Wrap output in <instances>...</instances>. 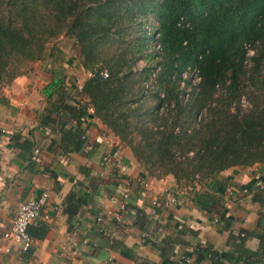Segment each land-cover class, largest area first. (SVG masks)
<instances>
[{
	"label": "trees",
	"instance_id": "obj_1",
	"mask_svg": "<svg viewBox=\"0 0 264 264\" xmlns=\"http://www.w3.org/2000/svg\"><path fill=\"white\" fill-rule=\"evenodd\" d=\"M59 38L72 42L75 62L89 75L82 84L66 74L67 60L54 45ZM38 62L51 73L43 97L57 98L41 125L58 129L62 153L87 147L82 125L90 116L149 176H172L191 202L231 229L224 196L238 189L218 177L264 165V0H0V90ZM190 72L195 86L183 77ZM68 120L74 126L65 129ZM258 190L257 230L229 234L222 255L205 250L211 263L222 264L220 256L262 262L264 190ZM83 204L71 193L63 212L73 217ZM27 231L34 240L47 234L44 226ZM249 236L258 239L257 251L244 246Z\"/></svg>",
	"mask_w": 264,
	"mask_h": 264
},
{
	"label": "crops",
	"instance_id": "obj_2",
	"mask_svg": "<svg viewBox=\"0 0 264 264\" xmlns=\"http://www.w3.org/2000/svg\"><path fill=\"white\" fill-rule=\"evenodd\" d=\"M66 74L78 84L89 76L74 61L68 63ZM50 81L49 65L38 62L0 90V264H184L185 257L191 259L188 264H213L205 250L222 255L229 251V234L257 230L260 204L254 195L261 193L256 179L264 183V165L233 168L218 177L248 191L242 203L224 199L226 216L233 222L230 232L215 214L191 202L172 176H149L130 149L90 116L85 129L87 148L62 153L58 129L41 125L45 109L57 99L45 100L42 95ZM65 124L68 129L74 121ZM26 142L32 147L26 149ZM104 156L112 158L111 164H101ZM124 190L129 191L127 208L115 223L106 214H118L115 201ZM167 191L177 194L178 204L152 217V201ZM42 193L47 198L30 226H44L47 234L43 240L33 239V246L23 252L19 244L2 235L20 205ZM71 193L85 204L69 218L63 207ZM100 217L105 218L103 224L97 222ZM143 233L146 242H141ZM244 246L257 251L259 241L249 236ZM220 257L222 264H235Z\"/></svg>",
	"mask_w": 264,
	"mask_h": 264
},
{
	"label": "built area",
	"instance_id": "obj_3",
	"mask_svg": "<svg viewBox=\"0 0 264 264\" xmlns=\"http://www.w3.org/2000/svg\"><path fill=\"white\" fill-rule=\"evenodd\" d=\"M253 52L251 50L247 51V56H252ZM106 76V74H104ZM81 88V86H78V90ZM241 103L244 104V106H248L245 99L242 98ZM88 121L86 120L82 128L85 130L87 128ZM86 130L84 135L82 136V140L86 141ZM2 145L0 143V149ZM87 148V147H86ZM35 154H38V150H34ZM112 162V158L109 156H104L101 159L102 165H109ZM143 187H146L147 185L145 183L142 184ZM256 187L259 189H263L264 183L260 178L256 179ZM247 195L246 189H228L225 192L224 199L225 201L234 200L236 203H242L244 201L245 196ZM129 197V191L124 190L120 196L118 197V201H115L118 203L119 212L118 214H114L110 211L107 212L106 216L113 219L115 223H119L121 221L122 214L126 211L127 208V199ZM47 198L46 193H42L38 198L32 199L27 201L26 203H23L20 205L18 212L14 219L12 220V223L10 225V228L5 231L2 235L3 239L7 241H13L20 245L23 252L28 251L34 243V240L30 237L28 234V227L29 225L39 216L40 210ZM178 204V196L173 191H167L162 197L156 198L151 203V209H150V215L156 216L158 211L160 209H166L171 206H176ZM103 217L97 218L98 223H104ZM141 242H146L147 234L143 233L141 236ZM191 262V259L189 257H185L182 259V263L188 264Z\"/></svg>",
	"mask_w": 264,
	"mask_h": 264
},
{
	"label": "rangeland",
	"instance_id": "obj_4",
	"mask_svg": "<svg viewBox=\"0 0 264 264\" xmlns=\"http://www.w3.org/2000/svg\"><path fill=\"white\" fill-rule=\"evenodd\" d=\"M53 43H50L47 45L48 49H50L52 47ZM54 45H56V47L60 48L61 50V53H62V58L64 57V59L67 60V65L70 61H74L75 62V56H76V53L74 52V47L72 45V42H70L69 40L65 39V38H59L57 39V41H55ZM58 45V46H57ZM58 48V49H59ZM250 57V56H248ZM76 63V62H75ZM248 64H250L248 62ZM144 65V62H139L138 63V68L137 69H141ZM155 75H151V78L148 79V83L151 82L152 79H154ZM190 76V81H191V86H195L196 83L198 82V79L196 78V73H193V72H190V73H185L183 75L184 79H188V77ZM180 88H183V84H181ZM191 90V88H185V91L188 93L189 91ZM246 101V100H245ZM249 101V100H248ZM247 102V101H246ZM249 103L251 104V102L249 101ZM248 104V102H247ZM241 107H242V110L244 111H248L249 110V106H244V104L241 103ZM184 188V187H181V189Z\"/></svg>",
	"mask_w": 264,
	"mask_h": 264
}]
</instances>
